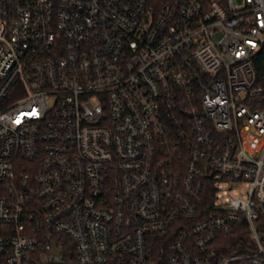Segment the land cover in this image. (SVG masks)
<instances>
[{"label":"built area","instance_id":"1","mask_svg":"<svg viewBox=\"0 0 264 264\" xmlns=\"http://www.w3.org/2000/svg\"><path fill=\"white\" fill-rule=\"evenodd\" d=\"M0 264H264V0H0Z\"/></svg>","mask_w":264,"mask_h":264},{"label":"rangeland","instance_id":"2","mask_svg":"<svg viewBox=\"0 0 264 264\" xmlns=\"http://www.w3.org/2000/svg\"><path fill=\"white\" fill-rule=\"evenodd\" d=\"M242 3H243V0H235L236 6L242 5Z\"/></svg>","mask_w":264,"mask_h":264},{"label":"trees","instance_id":"3","mask_svg":"<svg viewBox=\"0 0 264 264\" xmlns=\"http://www.w3.org/2000/svg\"><path fill=\"white\" fill-rule=\"evenodd\" d=\"M231 239H233V237L226 238L227 241H229V240H231ZM227 253H229V252H227Z\"/></svg>","mask_w":264,"mask_h":264},{"label":"water","instance_id":"4","mask_svg":"<svg viewBox=\"0 0 264 264\" xmlns=\"http://www.w3.org/2000/svg\"><path fill=\"white\" fill-rule=\"evenodd\" d=\"M54 247H55V245H54ZM55 253L58 255L59 254V251H57V249H55Z\"/></svg>","mask_w":264,"mask_h":264}]
</instances>
